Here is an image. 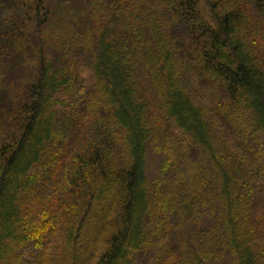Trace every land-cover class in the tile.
Wrapping results in <instances>:
<instances>
[{
    "label": "trees",
    "instance_id": "1",
    "mask_svg": "<svg viewBox=\"0 0 264 264\" xmlns=\"http://www.w3.org/2000/svg\"><path fill=\"white\" fill-rule=\"evenodd\" d=\"M0 264H264V0H0Z\"/></svg>",
    "mask_w": 264,
    "mask_h": 264
},
{
    "label": "rangeland",
    "instance_id": "2",
    "mask_svg": "<svg viewBox=\"0 0 264 264\" xmlns=\"http://www.w3.org/2000/svg\"><path fill=\"white\" fill-rule=\"evenodd\" d=\"M202 87H204V86H203V85H201V88H202ZM205 88H207V89H208L209 87H205Z\"/></svg>",
    "mask_w": 264,
    "mask_h": 264
}]
</instances>
